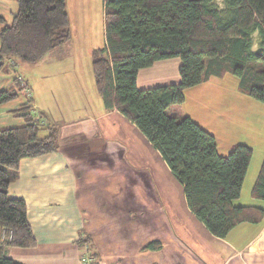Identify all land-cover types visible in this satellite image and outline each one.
Segmentation results:
<instances>
[{
    "label": "trees",
    "instance_id": "trees-1",
    "mask_svg": "<svg viewBox=\"0 0 264 264\" xmlns=\"http://www.w3.org/2000/svg\"><path fill=\"white\" fill-rule=\"evenodd\" d=\"M14 1L11 24L0 16V72L7 62L37 64L73 39L67 0ZM103 2L105 43L93 51L92 66L104 109L119 112L160 152L183 186L189 209L214 236L226 238L240 224L261 223L264 206L235 204L253 149L237 145L223 156L212 133L168 110L185 103L187 90L227 75L238 78L241 94L264 104V0ZM174 59L181 62L179 83L138 87L141 70ZM14 82L15 87L0 91V106L26 89L19 78ZM18 113L21 127L0 128V231L12 235L0 244V264H20L8 256V247L37 246L25 200L9 195L21 160L61 149L59 129L45 113L38 115L30 106ZM251 194L264 203V159ZM77 243L89 245L90 239ZM90 255L93 264H101L97 253Z\"/></svg>",
    "mask_w": 264,
    "mask_h": 264
},
{
    "label": "crops",
    "instance_id": "crops-1",
    "mask_svg": "<svg viewBox=\"0 0 264 264\" xmlns=\"http://www.w3.org/2000/svg\"><path fill=\"white\" fill-rule=\"evenodd\" d=\"M16 11L14 0H0V16L8 25ZM19 63L7 62L17 70ZM180 65L174 59L141 70L138 87L179 83ZM17 76L29 92V81L5 67L0 91L15 87ZM224 80L211 78L189 90L194 96L216 86L220 94ZM28 96L0 106V128L21 127L23 107L36 113ZM76 114L52 121L59 129L58 152L20 162L9 195L25 200L37 246L8 247L10 258L20 264H85L94 252L101 264H264V220L240 224L226 238L214 236L189 209L183 186L160 152L134 124L115 110ZM246 179L235 204L263 207L250 199ZM81 238L90 239L89 245H79ZM151 243L161 248L148 249Z\"/></svg>",
    "mask_w": 264,
    "mask_h": 264
},
{
    "label": "rangeland",
    "instance_id": "rangeland-1",
    "mask_svg": "<svg viewBox=\"0 0 264 264\" xmlns=\"http://www.w3.org/2000/svg\"><path fill=\"white\" fill-rule=\"evenodd\" d=\"M103 5V0H67L72 41L48 53L37 64L19 63L18 70L7 63L5 65V69L16 70L29 81L30 93L23 90L19 92L20 98H30L28 94H31L34 105L38 106L36 113L46 112L50 122L63 114L69 116L71 112L72 115L77 112L78 117L104 112L92 66L93 51L105 43ZM220 82L224 84V89H221L222 84L219 86L222 96L216 91V86L194 96L187 90L185 103L172 106L168 113L171 116H189L201 126L203 122L208 123L206 129L215 136L219 153L223 156L237 145L250 146L253 158L246 188L247 185L253 188L264 158V104L237 92L239 82L235 76L227 75ZM205 112H208L206 119H202ZM216 114L220 116L216 117ZM250 191L252 193V189L249 195ZM250 199L253 200L252 194Z\"/></svg>",
    "mask_w": 264,
    "mask_h": 264
},
{
    "label": "built area",
    "instance_id": "built-area-1",
    "mask_svg": "<svg viewBox=\"0 0 264 264\" xmlns=\"http://www.w3.org/2000/svg\"><path fill=\"white\" fill-rule=\"evenodd\" d=\"M19 82H20L21 87L25 86L24 82H22L21 80H19ZM0 235L2 236L0 240L1 243H4L5 241L10 240L12 237V235H8V238H7V233L5 231H2ZM86 264H93V260L88 257L86 259Z\"/></svg>",
    "mask_w": 264,
    "mask_h": 264
}]
</instances>
